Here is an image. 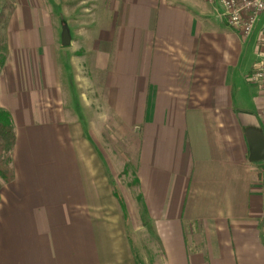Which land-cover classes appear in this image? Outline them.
Masks as SVG:
<instances>
[{
  "label": "crops",
  "instance_id": "1",
  "mask_svg": "<svg viewBox=\"0 0 264 264\" xmlns=\"http://www.w3.org/2000/svg\"><path fill=\"white\" fill-rule=\"evenodd\" d=\"M3 16L14 145L0 264H145L95 148L108 128L134 152L162 264H264L262 171L245 139L264 134L247 82L262 21L242 38L218 0H0Z\"/></svg>",
  "mask_w": 264,
  "mask_h": 264
},
{
  "label": "rangeland",
  "instance_id": "2",
  "mask_svg": "<svg viewBox=\"0 0 264 264\" xmlns=\"http://www.w3.org/2000/svg\"><path fill=\"white\" fill-rule=\"evenodd\" d=\"M6 17H0V57L4 56V61L6 59ZM35 35V34H34ZM76 51L73 53L74 57L75 55H79ZM72 55V54H71ZM17 56V54H16ZM70 56L69 54L65 53V58L68 60ZM75 68V65H74ZM1 69V68H0ZM71 69L69 67L68 71L64 69V76L71 75ZM72 75L70 76V78ZM69 108V107H68ZM85 133L87 132L86 129ZM119 130L116 129H104L101 131V138L99 140V143L96 142L95 148L97 153L100 155L102 160L106 157L107 164L109 166V169L112 173V176L110 177L111 181L114 182V185L116 187V192L121 196L120 193L123 194L125 199L130 203V209L127 213V210L125 208V216L123 213H121V210L119 208V211L121 215L124 218V221L127 223L129 222V215L131 218V225L129 226V234L132 237L133 240V246L134 250L136 247L140 248V250L144 253V261L145 264H162V257L161 253H159L158 245L156 241L153 239V235L151 232V228L149 226L142 225L140 223H143L146 218L145 211L141 209V204L139 201V197H137V179L135 175V158H134V152L131 151L128 145H119L116 143L117 139H120L119 137ZM130 133V132H129ZM131 134V133H130ZM128 134V136H130ZM118 135V136H117ZM87 139H89L87 137ZM111 159H108V157ZM104 161V160H103ZM256 165L259 166L261 169V181L262 185H264V161L256 163ZM111 186V183H110ZM112 189V187H111ZM113 191V190H112ZM140 220V222L138 221ZM128 220V221H127ZM139 222V223H138ZM136 227H141L136 230Z\"/></svg>",
  "mask_w": 264,
  "mask_h": 264
},
{
  "label": "built area",
  "instance_id": "3",
  "mask_svg": "<svg viewBox=\"0 0 264 264\" xmlns=\"http://www.w3.org/2000/svg\"><path fill=\"white\" fill-rule=\"evenodd\" d=\"M222 17L242 38L249 37L262 21L258 47V64L247 82L260 89L264 98V0H218Z\"/></svg>",
  "mask_w": 264,
  "mask_h": 264
},
{
  "label": "trees",
  "instance_id": "4",
  "mask_svg": "<svg viewBox=\"0 0 264 264\" xmlns=\"http://www.w3.org/2000/svg\"><path fill=\"white\" fill-rule=\"evenodd\" d=\"M4 64V56L0 57V68ZM14 145V132L7 111L0 108V188L8 184L13 179V171L11 168L10 153ZM113 190V196L125 216V204L123 198L116 192L114 182H110Z\"/></svg>",
  "mask_w": 264,
  "mask_h": 264
},
{
  "label": "water",
  "instance_id": "5",
  "mask_svg": "<svg viewBox=\"0 0 264 264\" xmlns=\"http://www.w3.org/2000/svg\"><path fill=\"white\" fill-rule=\"evenodd\" d=\"M70 33L66 26L61 32V45L67 47L70 44ZM245 139L248 147V161L257 163L264 161V134L262 131L247 130Z\"/></svg>",
  "mask_w": 264,
  "mask_h": 264
}]
</instances>
